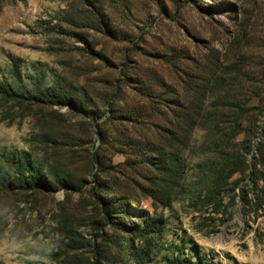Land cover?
Masks as SVG:
<instances>
[{"label":"rangeland","instance_id":"374dc122","mask_svg":"<svg viewBox=\"0 0 264 264\" xmlns=\"http://www.w3.org/2000/svg\"><path fill=\"white\" fill-rule=\"evenodd\" d=\"M0 264H264V0H0Z\"/></svg>","mask_w":264,"mask_h":264}]
</instances>
